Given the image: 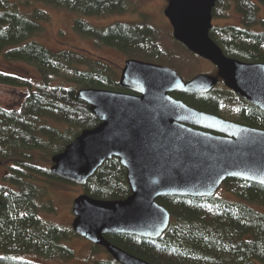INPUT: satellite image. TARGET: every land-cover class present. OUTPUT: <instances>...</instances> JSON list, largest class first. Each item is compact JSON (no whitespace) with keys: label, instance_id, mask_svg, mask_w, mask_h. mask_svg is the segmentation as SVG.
<instances>
[{"label":"trees","instance_id":"16d2710c","mask_svg":"<svg viewBox=\"0 0 264 264\" xmlns=\"http://www.w3.org/2000/svg\"><path fill=\"white\" fill-rule=\"evenodd\" d=\"M258 1L264 8V0ZM36 3L86 18L130 10L128 0H0V56L36 67L43 82L33 91L30 83L0 73V85L27 90L20 109L0 106V166L8 164L9 174L4 180L11 186L0 185V264H37L18 258L17 255L27 252L73 258L72 251L62 244L78 236L72 229L45 224L40 217L42 211H54L51 200L43 201L51 187L58 183L72 185L53 176L47 163L64 152L83 131L99 125L90 107L77 99V91L125 92L106 62L92 61L74 51L54 52L30 41L49 19L40 9L23 12L22 8ZM231 3L241 16V27H213L210 38L229 58L264 63V32L252 31L257 26L264 28V22L258 18L260 7L252 0ZM225 7L228 3L223 0L213 11L214 18H225ZM74 30L131 59L160 64L169 61L155 44L154 30L145 17L142 23H115L103 28L78 19ZM55 76H62L70 86H50V79ZM173 96L221 118L222 112L232 108L236 123L264 130V112L228 89L216 88L206 95ZM36 156L41 157L39 162ZM223 186L240 202L217 195L159 198L157 202L172 217L169 229L160 239L128 235H107L106 239L150 264H264V214L250 206L264 208V187L240 180H227ZM83 188L84 194L97 200H124L131 195L126 170L116 158L107 161ZM97 264L118 263L110 257Z\"/></svg>","mask_w":264,"mask_h":264},{"label":"water","instance_id":"95a60500","mask_svg":"<svg viewBox=\"0 0 264 264\" xmlns=\"http://www.w3.org/2000/svg\"><path fill=\"white\" fill-rule=\"evenodd\" d=\"M220 2L170 0L164 12L174 40L212 63L216 77L199 75L185 82L170 68L131 59L119 79L125 92L77 91V99L90 107L99 125L54 156L51 173L85 187L107 161L119 160L131 195L106 201L83 194L72 208L74 234L105 249L118 264H150L106 236L160 239L172 217L159 198H212L227 180L264 187V130L200 111L173 96L206 95L223 81L264 112V63L229 58L210 38L213 11Z\"/></svg>","mask_w":264,"mask_h":264},{"label":"rangeland","instance_id":"374dc122","mask_svg":"<svg viewBox=\"0 0 264 264\" xmlns=\"http://www.w3.org/2000/svg\"><path fill=\"white\" fill-rule=\"evenodd\" d=\"M224 1L228 3V7H225L224 10L225 18H214L213 26L241 27V16L235 11V7L231 3V0ZM252 1L260 7L258 18L264 22V8L258 0ZM128 2L130 5V10L128 12L94 18L82 17L77 13L50 7L41 3L32 4L28 8H22V10L24 13L29 14L34 9H40L46 12L49 18L48 21L42 25V30L30 41L37 42L54 52L74 51L84 54L92 61L106 62L114 73L117 74L118 81L126 61L131 60V58L117 50L104 47L89 38L79 35L74 30V23L76 20L84 19L96 27L103 28L115 23H142L145 17L154 30L155 44L164 54H167L169 60L165 64H160L158 62L149 63L165 66L174 70L185 82L199 75L217 76V69L212 63L187 52V50L185 51L179 46L178 42L174 40L172 27L169 24V20L164 15L169 0H128ZM252 31L264 32V28L263 26H257L253 28ZM0 73L30 83L33 91L43 83L36 67L23 62L7 61L2 55L0 56ZM49 84L52 87L70 86L66 84L62 76L52 77ZM217 89L224 90L227 88L223 82H221ZM26 96L27 90L24 87L10 88L0 85V106L5 109H20L23 106ZM221 115L228 121L235 122L237 119L232 108L222 112ZM40 159V156H36V161ZM47 164L49 168L52 167L51 161ZM40 165L44 166L45 163L40 162ZM7 166L8 164L0 166V185L10 188L11 186L9 183L4 180L9 174L7 171L8 169H6ZM51 188L48 197L44 198L43 201L47 202V200H51L54 211L52 213L42 211L40 214L42 221L48 225L63 229H72V223L75 219L72 213L73 202L84 194V188L73 184L61 183ZM217 197L231 202H240L239 198L228 193L224 186H222L217 193ZM250 206L264 214V208L254 205ZM62 245L72 251V259L65 260L60 257L41 256L31 252L19 254L17 256L20 259L37 264H97L107 261L111 257L105 249H96L94 245L80 237L65 241Z\"/></svg>","mask_w":264,"mask_h":264},{"label":"flooded vegetation","instance_id":"af4514ba","mask_svg":"<svg viewBox=\"0 0 264 264\" xmlns=\"http://www.w3.org/2000/svg\"><path fill=\"white\" fill-rule=\"evenodd\" d=\"M169 2H170V0H169ZM168 5H169V3H168ZM167 7H168V6H167ZM215 8H216V7H215ZM166 9H167V8H166ZM213 20H214V19H213ZM169 24H170V23H169ZM213 27H214V26H213ZM172 30H173V29H172ZM123 69H124V68H123ZM216 69H217V68H216ZM217 73H218V70H217ZM212 77H214V76H212ZM215 77H216V76H215ZM221 82H223V81H220V82H219V85H220ZM223 84H224V82H223Z\"/></svg>","mask_w":264,"mask_h":264}]
</instances>
